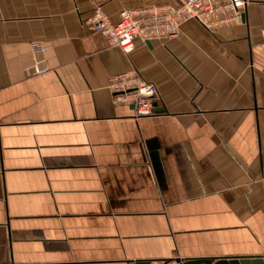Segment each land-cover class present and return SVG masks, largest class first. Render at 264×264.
<instances>
[{"label":"crops","instance_id":"1","mask_svg":"<svg viewBox=\"0 0 264 264\" xmlns=\"http://www.w3.org/2000/svg\"><path fill=\"white\" fill-rule=\"evenodd\" d=\"M180 1L0 0V264H264V0L129 54L81 22ZM133 68L152 116L112 103Z\"/></svg>","mask_w":264,"mask_h":264},{"label":"built area","instance_id":"2","mask_svg":"<svg viewBox=\"0 0 264 264\" xmlns=\"http://www.w3.org/2000/svg\"><path fill=\"white\" fill-rule=\"evenodd\" d=\"M247 4L248 0H181L176 5H143L122 10L117 23L109 20L100 5H95L92 13L81 22L93 33L102 36L108 46L118 47L129 54L134 49L136 38L149 41L176 37L181 32V25L191 19L208 31L241 23ZM33 48L40 52L46 50V47L37 44H33ZM107 88L114 105L133 106L135 118L155 114V105L159 101L158 88L136 69L111 77ZM184 261L175 255L163 261H147L146 264H184Z\"/></svg>","mask_w":264,"mask_h":264},{"label":"water","instance_id":"3","mask_svg":"<svg viewBox=\"0 0 264 264\" xmlns=\"http://www.w3.org/2000/svg\"><path fill=\"white\" fill-rule=\"evenodd\" d=\"M147 261L135 262L134 264H146ZM184 264H263L262 259L260 258H241V259H190L185 260Z\"/></svg>","mask_w":264,"mask_h":264}]
</instances>
